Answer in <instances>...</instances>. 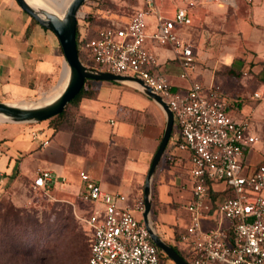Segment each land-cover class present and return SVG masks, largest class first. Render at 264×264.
I'll return each mask as SVG.
<instances>
[{"label": "crops", "instance_id": "obj_1", "mask_svg": "<svg viewBox=\"0 0 264 264\" xmlns=\"http://www.w3.org/2000/svg\"><path fill=\"white\" fill-rule=\"evenodd\" d=\"M195 1L192 25L186 27L190 28L188 38L183 37L186 28L177 31L180 40L192 47L193 73L188 79L180 78L173 48L149 43L158 60L156 73L165 76L174 90L187 91L192 82L221 88L228 114L237 121L247 120L249 134L257 139L241 158L246 174H251L264 165V83L254 80V74L245 77L244 70L253 65L248 72H260L264 63V0H227L220 5ZM156 2L158 11L167 18L184 4L183 0ZM31 19L15 0H0L2 102L34 97L60 78L64 58L59 42ZM148 22L151 33L154 19L150 17ZM255 93L261 99L254 98ZM72 115L57 131L43 129L40 124L25 132L18 125H0V198L7 186L31 180L41 170L49 171L53 176L51 196L60 195L80 216H86L92 204L81 199L84 183L79 174L85 173L104 191L123 196L120 206L133 209L143 201L145 179L165 129L164 112L131 86L91 81L76 100ZM81 122L86 123L85 129ZM33 130L48 138L47 146L30 138ZM82 130L85 137L79 139L77 134ZM173 130L174 124L169 140ZM175 158L181 159L178 165L172 162ZM160 161L151 182L149 219L161 240L191 264L192 254L180 243L188 224L184 207L192 190L188 154L179 151L162 165ZM229 197V188L213 185L208 199L212 211ZM215 225L212 217L202 224L204 230ZM230 225L223 222L224 237Z\"/></svg>", "mask_w": 264, "mask_h": 264}, {"label": "built area", "instance_id": "obj_2", "mask_svg": "<svg viewBox=\"0 0 264 264\" xmlns=\"http://www.w3.org/2000/svg\"><path fill=\"white\" fill-rule=\"evenodd\" d=\"M205 1L220 5L227 0ZM183 2L167 18L158 11L156 0H142V7L127 21L110 20L97 27L78 49L94 69L141 80L169 107L175 146L188 154L192 190L184 207L188 224L180 243L192 254L191 264H264V165L243 174L241 161L244 151L257 141L249 134V122L228 114L219 86L192 82L187 91L174 90L165 76L156 73L158 60L149 43L173 48L180 78L188 79L196 67L192 47L180 40L177 30L192 25L191 10L197 2ZM150 17L154 19L151 33ZM254 98L261 96L255 93ZM30 138L42 147L49 143L39 130L31 131ZM172 162L178 165L181 159ZM79 177L84 183L81 199L92 204L90 212L79 217L90 236L87 264H160L159 249L142 221L143 201L133 209L122 207L123 196L104 191L85 173ZM52 179L49 171L41 170L30 180L29 188L52 198ZM215 184L229 188L232 197L212 211L208 199ZM210 217L216 225L204 230L203 221ZM224 221L231 224L227 237L223 235Z\"/></svg>", "mask_w": 264, "mask_h": 264}, {"label": "rangeland", "instance_id": "obj_3", "mask_svg": "<svg viewBox=\"0 0 264 264\" xmlns=\"http://www.w3.org/2000/svg\"><path fill=\"white\" fill-rule=\"evenodd\" d=\"M141 0H88L79 10L78 37L91 36L97 27L103 26L109 20L127 21L136 10L140 9ZM109 17V19L107 17ZM183 28H179L181 30ZM177 30V31H178ZM190 28L183 30V37L188 38ZM83 61L85 59L82 57ZM87 63V62H86ZM65 63L63 62V65ZM253 66V65H251ZM251 66L245 68V77L254 74V80L264 83V63L260 64V72H248ZM60 66V72L61 70ZM58 72V75L60 74ZM193 73V72H192ZM59 76L53 84L45 87L39 94L31 98L10 100L7 103L21 104L36 101L41 94L48 93L58 84ZM3 98L0 97V102ZM264 101V97L262 98ZM260 101V102H262ZM75 104H68L62 121L70 118ZM49 127V120L38 124H17L23 131L36 125ZM86 123L81 122L85 129ZM10 125V124H0ZM174 128L172 137L161 158L162 165L167 157L179 153L175 146ZM79 139L85 137L80 131ZM243 168V174H246ZM30 180H19L16 184L6 187V193L0 198V264H67L66 248L76 247L89 255L90 236L80 221L79 213L60 195L49 198L40 192L29 188ZM72 242V244H71ZM86 260L85 263L86 264ZM160 264H173L168 258L160 259Z\"/></svg>", "mask_w": 264, "mask_h": 264}, {"label": "water", "instance_id": "obj_4", "mask_svg": "<svg viewBox=\"0 0 264 264\" xmlns=\"http://www.w3.org/2000/svg\"><path fill=\"white\" fill-rule=\"evenodd\" d=\"M88 0H71L61 13L42 6L31 5L27 0H15L20 9L38 25L49 30L57 38L64 63L68 67V80L62 92L51 102L40 106H29L0 102V124H38L56 117L82 89L86 80L115 82L131 86L156 103L165 115V129L161 142L151 161L143 189L142 221L153 244L174 264H188L155 233L149 214L151 210V182L158 163L164 153L173 128V115L160 96L141 80L129 76L110 74L85 65L79 58L76 43V28L80 8Z\"/></svg>", "mask_w": 264, "mask_h": 264}, {"label": "bare ground", "instance_id": "obj_5", "mask_svg": "<svg viewBox=\"0 0 264 264\" xmlns=\"http://www.w3.org/2000/svg\"><path fill=\"white\" fill-rule=\"evenodd\" d=\"M29 4L42 6L45 8L52 9L57 13H61L65 10L67 5L71 0H27ZM68 80V67L66 64L63 65L59 82L56 87H54L48 93L41 94V96L34 102L30 103H22V105H29V106H40L47 104L54 100L64 89Z\"/></svg>", "mask_w": 264, "mask_h": 264}, {"label": "trees", "instance_id": "obj_6", "mask_svg": "<svg viewBox=\"0 0 264 264\" xmlns=\"http://www.w3.org/2000/svg\"><path fill=\"white\" fill-rule=\"evenodd\" d=\"M34 23H36L33 19H31ZM37 24V23H36ZM78 31H79V28H78V25H77V28H76V43H77V50H78V54H79V58L80 60L87 66L91 67V68H94L92 67L91 64H89L88 62L86 63V61L84 62L83 59H82V55L81 53L79 52V49H78V46L80 44V42H84L85 40L91 38L94 33L91 35V36H87L85 38H79L78 37ZM84 58V57H83ZM91 82V80H86L84 82V85L82 87V89L80 90V92L75 96V98L69 103V104H75L76 100L81 96V94L83 93L84 91V86L89 84ZM64 113H65V109L62 113H60L59 115H57L56 117H53L49 120V127L54 129V131H57L60 129V127L62 126V117L64 116ZM72 244V242H71ZM90 245V244H89ZM66 262L67 264H84L85 263V260H86V256H85V253L80 251L79 249H77L76 247H68L66 248ZM159 257L160 259L162 258H166L164 254H162L161 252H159ZM87 260H88V256H87ZM87 260H86V264H87Z\"/></svg>", "mask_w": 264, "mask_h": 264}]
</instances>
